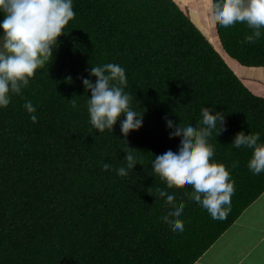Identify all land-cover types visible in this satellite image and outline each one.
<instances>
[{"label":"trees","instance_id":"1","mask_svg":"<svg viewBox=\"0 0 264 264\" xmlns=\"http://www.w3.org/2000/svg\"><path fill=\"white\" fill-rule=\"evenodd\" d=\"M73 7L55 56L0 108V264H194L264 192V173L247 166L253 150L232 144L240 131L260 133L264 143V97L175 0H73ZM216 28L230 57L264 66V35L248 43L246 24L216 21ZM105 63L126 69L131 106L144 112L143 127L127 140L119 121L103 133L90 123L91 92L81 77ZM204 106L225 113L224 129L210 137L213 159L235 181L224 219H213L189 198L190 185L168 184L150 163L178 143L165 117L195 121ZM126 151L139 163L121 177ZM161 184L185 203L183 232L161 215L170 206Z\"/></svg>","mask_w":264,"mask_h":264},{"label":"clouds","instance_id":"2","mask_svg":"<svg viewBox=\"0 0 264 264\" xmlns=\"http://www.w3.org/2000/svg\"><path fill=\"white\" fill-rule=\"evenodd\" d=\"M212 17L220 26L228 28L238 23L251 29L246 35L248 43H254L264 35V0H209ZM0 108L7 107L12 94H22L39 69H43L55 56L59 38L67 34L65 26L74 19L76 12L73 0H0ZM90 77H96L95 82ZM71 80V78H68ZM88 95L87 108L91 125L103 133L114 131L119 121L125 139L133 130L144 125V112L135 110L132 97L125 89L128 83L126 69L118 63L93 66L88 77H81ZM25 109L33 122L38 120L36 107L26 101ZM200 117L179 120L166 116L170 133L179 132L178 143H168L151 160L153 173L166 177L167 183H185L192 187L189 198L208 211L213 219H224L230 211L235 181L224 163L216 161L215 147L210 143L214 130L217 134L225 127V113L209 107L200 109ZM121 117H124L121 119ZM127 140V139H126ZM260 133L238 132L232 141L236 148H251L249 170L260 175L264 173V143ZM126 167L116 169L119 176L128 175L135 169L138 160L133 152L126 151ZM142 164V163H141ZM234 162L232 167H237ZM107 171L110 165H103ZM170 202L161 215L173 228L183 232L185 223L181 215L184 201H178L173 189L161 184L157 189Z\"/></svg>","mask_w":264,"mask_h":264},{"label":"crops","instance_id":"3","mask_svg":"<svg viewBox=\"0 0 264 264\" xmlns=\"http://www.w3.org/2000/svg\"><path fill=\"white\" fill-rule=\"evenodd\" d=\"M175 1L183 10L188 9L191 20L209 40L212 37L217 41L219 49H216L222 56H228L223 58L247 86V81L261 84V96L264 97V66L242 65L225 52L215 31L216 20L208 7L209 0ZM194 264H264V192Z\"/></svg>","mask_w":264,"mask_h":264},{"label":"rangeland","instance_id":"4","mask_svg":"<svg viewBox=\"0 0 264 264\" xmlns=\"http://www.w3.org/2000/svg\"><path fill=\"white\" fill-rule=\"evenodd\" d=\"M184 11L187 14L189 13L188 9H184ZM3 18H4L3 14H0V20H2ZM215 31H217V29ZM2 32H3V29H0V33H2ZM210 41L213 42L214 46L219 49V46H218L217 41L215 39H213L211 37ZM223 57L227 59L228 56H223ZM227 63H228V61H227ZM230 67L234 70V68L231 66V64H230ZM246 83L248 84V87H250L253 91H255L256 94L261 95V88H262L261 84H254V82H250V81H247Z\"/></svg>","mask_w":264,"mask_h":264},{"label":"bare ground","instance_id":"5","mask_svg":"<svg viewBox=\"0 0 264 264\" xmlns=\"http://www.w3.org/2000/svg\"><path fill=\"white\" fill-rule=\"evenodd\" d=\"M213 43V42H212Z\"/></svg>","mask_w":264,"mask_h":264}]
</instances>
